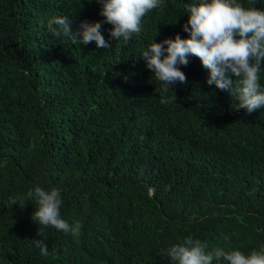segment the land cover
I'll return each mask as SVG.
<instances>
[{
  "label": "trees",
  "instance_id": "16d2710c",
  "mask_svg": "<svg viewBox=\"0 0 264 264\" xmlns=\"http://www.w3.org/2000/svg\"><path fill=\"white\" fill-rule=\"evenodd\" d=\"M192 2L163 0L127 42L103 23L100 49L48 28L104 21L98 0H0V264H171L161 250L188 236L208 251L264 248V107L238 108L198 57L167 89L141 57L190 35ZM37 185L61 190L78 236L39 226L32 201L9 206Z\"/></svg>",
  "mask_w": 264,
  "mask_h": 264
},
{
  "label": "clouds",
  "instance_id": "9594fccd",
  "mask_svg": "<svg viewBox=\"0 0 264 264\" xmlns=\"http://www.w3.org/2000/svg\"><path fill=\"white\" fill-rule=\"evenodd\" d=\"M98 2L102 4L100 14L104 21H84L73 31L68 16H57L48 22L49 30L57 37H70L74 44L87 45L95 41L97 48L106 49L111 45L101 32L103 23L113 25L109 33L111 38L117 41L123 38L127 42L134 34L139 35L143 18L160 7L163 0ZM184 11L189 13V19L183 28L190 35L182 38L177 33L175 38L167 37L161 42L153 39L141 54L155 79L163 82L165 89L176 82L187 83L180 65L187 66L189 56H195L209 70L207 83L229 92L239 102L238 108L251 113L264 107V86L260 83L264 68V8L254 6V0H249V6L240 0H194L184 6ZM170 102L167 96L160 99L161 104ZM21 201H25L23 206ZM28 201L35 204L32 220L39 226H52L74 236L80 234V221L69 224L61 216L63 199L59 188L53 187L49 191L37 185L25 196L10 197L8 204L24 207ZM38 233L43 236L42 232ZM33 243L43 256L48 255L44 239L33 240ZM207 249V242L188 236L182 243L162 249L161 253L171 264H264V248L249 254L236 248L227 251Z\"/></svg>",
  "mask_w": 264,
  "mask_h": 264
}]
</instances>
